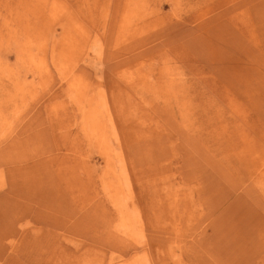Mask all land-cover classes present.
Returning a JSON list of instances; mask_svg holds the SVG:
<instances>
[{"label":"rangeland","instance_id":"1","mask_svg":"<svg viewBox=\"0 0 264 264\" xmlns=\"http://www.w3.org/2000/svg\"><path fill=\"white\" fill-rule=\"evenodd\" d=\"M0 264H264V0H0Z\"/></svg>","mask_w":264,"mask_h":264}]
</instances>
